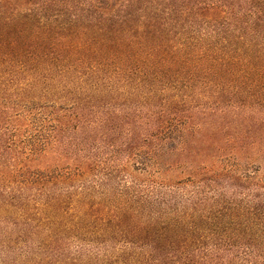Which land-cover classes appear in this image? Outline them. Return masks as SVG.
Wrapping results in <instances>:
<instances>
[{
    "label": "trees",
    "instance_id": "1",
    "mask_svg": "<svg viewBox=\"0 0 264 264\" xmlns=\"http://www.w3.org/2000/svg\"><path fill=\"white\" fill-rule=\"evenodd\" d=\"M0 264H264V0H0Z\"/></svg>",
    "mask_w": 264,
    "mask_h": 264
}]
</instances>
